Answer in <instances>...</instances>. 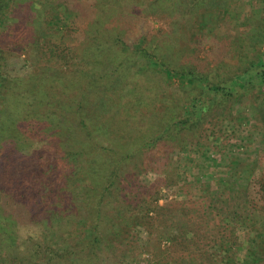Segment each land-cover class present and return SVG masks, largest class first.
I'll list each match as a JSON object with an SVG mask.
<instances>
[{"label":"trees","instance_id":"16d2710c","mask_svg":"<svg viewBox=\"0 0 264 264\" xmlns=\"http://www.w3.org/2000/svg\"><path fill=\"white\" fill-rule=\"evenodd\" d=\"M25 1L0 0V264H100L102 260L103 264L105 248L122 249L134 242L129 227L141 225L151 237H158V231L164 225L169 223L170 228L176 225L177 218L174 217L178 206L159 204L160 184L156 181L150 193H154L155 198L147 204L151 207L152 203L153 207L146 210L140 205L147 203L145 196H141L143 190L132 178L126 175L122 178L127 171V162L146 153L143 149L151 148L170 130L181 133L196 128L209 106L213 108L218 103L233 101L239 95L253 97L254 90H257L256 99H260L257 104L262 106L259 112L263 117L257 119L263 122L261 129L264 130L263 52L259 54L257 50V58L242 54L230 74H211L195 63L167 59L161 54L158 41H148L144 33L135 35L134 43L128 44L125 37L134 28L126 16L132 11L127 13L126 7L135 9V0H70V5L64 0H41L46 2L44 15L39 16L43 23L41 26L34 24L32 30L28 28V35L35 41L24 46H29L32 70L22 77H3L5 53L15 49L16 44L5 41L7 19L9 13ZM212 1L191 0L184 6L183 14L192 13L194 6ZM22 11L26 10L22 8ZM73 12L93 15V22L88 25L94 34L80 56L70 46L66 50L62 38L53 37L54 27L67 26L68 21H74L68 20ZM65 13L72 16L65 17ZM14 24L21 28L14 34L19 43L25 27L16 21ZM2 45L12 49L6 50ZM167 46L175 48L171 43ZM130 48L133 51L126 59L118 53H128ZM135 57H142L143 61H138L135 68L127 66L126 62ZM149 69L164 71L169 78L177 76L191 80L188 84L192 98L188 97L183 101L185 103L176 99L171 104L166 103L173 108L178 104L179 109L169 114L167 124L160 125L162 129H156L154 136L141 142L137 137L134 142H117L120 133L117 129L125 132L126 124L122 120V125L115 129L110 121L122 119L117 115L125 105L130 110L129 104H133V109L149 104L144 94L156 87L146 85L142 79ZM116 79L121 82L117 86L114 85ZM102 98L109 108L106 113L98 114V107L93 104L100 105ZM67 123L76 124L84 133L81 138H75ZM108 131L112 132L108 141L97 140L98 135ZM35 132L55 135L62 144L66 136L70 138L62 161L66 166L73 164L70 173L61 172L55 166L51 172L42 174L34 173L33 167H18L23 160L34 158L26 156L23 150L27 145L25 139ZM258 145L255 153L261 152L257 156L261 161L264 148ZM125 146L124 151L122 147ZM104 153L109 154L103 157ZM251 173L248 186L230 188L224 192L226 195L218 196L225 197L223 215L237 226L247 225L254 229L264 215V172L258 174L254 169ZM216 198V195L211 197L212 202L206 207L208 216L216 210L212 205ZM126 211L131 215L128 216ZM24 221L42 225L48 240L52 238L55 243L30 238L29 250L22 251L18 225ZM211 221L206 219L205 225L199 227L198 221L189 217L184 235L170 237L174 249L182 245L203 251L201 248L206 242L199 231L207 237L206 232L213 228ZM219 243L230 249L233 240L229 236ZM172 249H169L168 257L174 263H194L190 249L181 251L179 248L178 252Z\"/></svg>","mask_w":264,"mask_h":264},{"label":"rangeland","instance_id":"374dc122","mask_svg":"<svg viewBox=\"0 0 264 264\" xmlns=\"http://www.w3.org/2000/svg\"><path fill=\"white\" fill-rule=\"evenodd\" d=\"M64 1H67L68 5L72 3L70 0ZM189 1L191 0H135V9L126 7L127 13L132 11L131 15L126 16L134 28L125 37L126 42L133 44L135 35L144 33L148 41L151 39L158 41L157 44L162 47L161 54L172 62H175L176 58L182 62L195 63L211 74L219 75L230 74L242 54L255 58L258 52L259 54L263 52L264 57V0H213L206 5L194 6L192 13L183 14L184 6ZM43 5H46V2L26 0L9 13L5 41L6 43L14 41L16 44L15 49L2 45L6 50L12 49L5 53L3 77H22L32 70V61L28 55L29 46L28 48L24 46L27 42L35 41L28 35L29 29L32 30L34 24L41 26L43 23L40 19L44 15ZM21 7L26 11L23 12ZM71 10L74 11L73 8ZM65 15L72 16L68 13ZM72 18H68L74 21H68L67 26L54 27L53 37L62 38L66 42L64 48L67 50L70 46L80 56L88 45L89 37L94 34L88 25L93 22L91 21L93 15L73 12ZM32 19L38 23H33ZM15 21L25 27L19 43L14 36L19 28V25L14 24ZM43 31L50 33V30ZM168 43L174 44L175 48L168 47ZM132 51L130 48L128 53L127 51L118 53L126 59ZM140 60L143 61V58L135 57L126 64L135 68ZM142 79L146 85L156 87L151 90L152 92L148 90L144 94L148 105L136 106V109H133V104H129L130 110L125 105L117 115V118L122 119L110 121L115 129L122 125V120L126 124L125 132H121L123 129H117L120 132L117 142H134L136 137L141 142L154 136L156 129H162L167 124L169 114L179 109L178 104L173 108L171 105L168 107L166 103L171 104L174 99L183 102L188 100V97L192 98L189 93L191 87L188 84L191 80L187 78L180 79L177 76L169 78L164 71L149 69L143 74ZM120 83V80L116 79L114 85ZM252 94L253 97L239 95L233 101L218 103L213 108L209 106L196 128L191 127L190 131L183 130L181 133L176 129L170 130L151 148L143 149L146 153L136 155L133 161L127 162V171L122 178L125 175L132 178L133 183L143 190L141 196H145L147 203L140 205L146 210L153 207L152 203L151 207L147 204L149 200L155 198V194L150 193L156 181L155 183L160 184L159 204L178 206L174 217L177 218L176 225L173 228L169 227V223L164 225L159 229L158 237H151L149 231L143 229L141 225L129 227L134 242L128 247L123 246L122 249L105 248L103 264H158L157 262L177 264L168 257L171 248L177 252L179 248L181 251L190 249L192 257L195 258L191 264H264V215L258 219L254 229L247 225L237 226L229 217L223 215L225 197L218 196L226 195L227 192H224L230 188H244L254 169L258 174L264 172V152L261 161L259 158L257 160L261 152L255 153L258 144L264 148V130L261 129L263 122L257 119L263 117L259 112L262 106L257 104L260 100L256 99L257 90ZM155 97L158 100H154ZM145 101L143 100V103ZM102 102L100 105L93 104L98 107V109L93 107L98 114L106 113L109 108L105 99L102 98ZM67 125L71 126L70 130L76 139L84 134L75 123ZM111 134L112 132L108 131L98 135L97 140L100 139L101 143L106 142ZM68 140L70 138L67 139L66 136V141L62 144L55 135L31 133L25 139L27 145L23 151L26 156L34 158L29 161L23 160L18 167L20 169L33 167L34 173L42 174L51 172L55 166L61 172L70 173L73 164L69 163L66 166L62 163L64 150L69 147L66 143ZM125 148L127 146L122 147L124 151ZM108 154L104 153L103 157ZM148 195L152 197L149 198ZM214 195L217 198L213 200L212 205L216 210L208 216L206 207L212 202L211 197ZM125 213L131 215V212ZM189 217H194L199 227L205 225L206 219L212 220L213 228L206 232L207 237L199 231L206 242L201 248L203 251L182 245L174 249L172 245L170 237L174 234L179 237L184 235L185 222ZM229 236L233 240V245L226 249L219 240H225ZM18 238L22 251L29 250L27 247L30 245V238L43 239L47 244L55 243L52 238L48 240L42 225L28 221L19 222ZM182 263L180 261L179 264Z\"/></svg>","mask_w":264,"mask_h":264}]
</instances>
